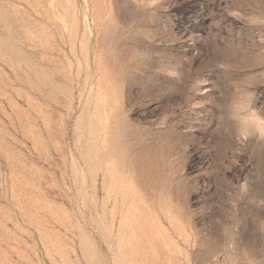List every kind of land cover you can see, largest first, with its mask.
I'll list each match as a JSON object with an SVG mask.
<instances>
[{
	"label": "rangeland",
	"instance_id": "374dc122",
	"mask_svg": "<svg viewBox=\"0 0 264 264\" xmlns=\"http://www.w3.org/2000/svg\"><path fill=\"white\" fill-rule=\"evenodd\" d=\"M0 264H264V0H0Z\"/></svg>",
	"mask_w": 264,
	"mask_h": 264
}]
</instances>
